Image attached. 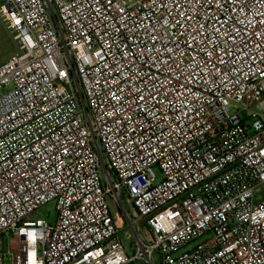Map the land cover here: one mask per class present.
<instances>
[{"label":"built area","instance_id":"built-area-1","mask_svg":"<svg viewBox=\"0 0 264 264\" xmlns=\"http://www.w3.org/2000/svg\"><path fill=\"white\" fill-rule=\"evenodd\" d=\"M0 24V264H264V0H4Z\"/></svg>","mask_w":264,"mask_h":264},{"label":"rangeland","instance_id":"rangeland-1","mask_svg":"<svg viewBox=\"0 0 264 264\" xmlns=\"http://www.w3.org/2000/svg\"><path fill=\"white\" fill-rule=\"evenodd\" d=\"M4 4V0H0V6ZM17 52L15 45L13 44L11 38L6 33L2 25L0 24V63L5 61L10 56L14 55ZM5 91H0V95ZM154 173L158 180L161 179V174L154 169ZM99 174L101 182H104V171L101 167L99 169ZM264 199V184L257 187L254 191V203H258L259 200ZM111 210L118 213L119 220L117 221V226L119 228V238L124 246V248L129 252L132 247V244L135 242L134 232L129 228L127 220L130 222L134 219V211L130 203L127 201L125 193L120 194V203H117L115 199L110 198L108 200ZM56 211L54 203H49L39 209L36 212L35 219L45 220L48 223H53L56 219ZM116 215V214H115ZM134 231L138 234V237L143 239V236L146 235L145 229L142 223H138L134 226ZM7 239L5 237H0V254L6 253L7 250ZM158 260H153V264H158ZM141 264V263H135Z\"/></svg>","mask_w":264,"mask_h":264}]
</instances>
